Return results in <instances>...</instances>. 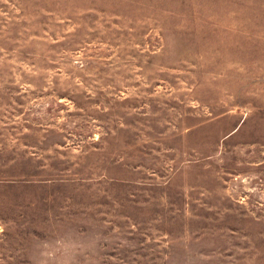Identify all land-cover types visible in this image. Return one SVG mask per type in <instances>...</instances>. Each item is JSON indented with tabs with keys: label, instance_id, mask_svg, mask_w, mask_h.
<instances>
[{
	"label": "rangeland",
	"instance_id": "374dc122",
	"mask_svg": "<svg viewBox=\"0 0 264 264\" xmlns=\"http://www.w3.org/2000/svg\"><path fill=\"white\" fill-rule=\"evenodd\" d=\"M0 264H264V0H0Z\"/></svg>",
	"mask_w": 264,
	"mask_h": 264
}]
</instances>
